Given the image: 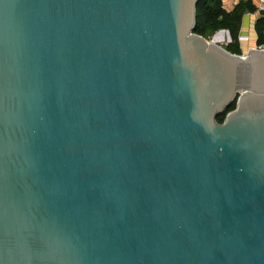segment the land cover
I'll return each mask as SVG.
<instances>
[{
    "label": "water",
    "instance_id": "obj_1",
    "mask_svg": "<svg viewBox=\"0 0 264 264\" xmlns=\"http://www.w3.org/2000/svg\"><path fill=\"white\" fill-rule=\"evenodd\" d=\"M197 2L0 0V264H264V53Z\"/></svg>",
    "mask_w": 264,
    "mask_h": 264
},
{
    "label": "trees",
    "instance_id": "obj_2",
    "mask_svg": "<svg viewBox=\"0 0 264 264\" xmlns=\"http://www.w3.org/2000/svg\"><path fill=\"white\" fill-rule=\"evenodd\" d=\"M245 9L252 11V7L244 3H238L230 12L222 8L221 0H198L196 4L195 24L192 32L207 39V37L218 30L228 31L230 42L225 49L234 54H240L238 46V31L241 17ZM254 31L257 36V43L264 42V13L254 21ZM235 101L216 118L222 122L225 114L234 109Z\"/></svg>",
    "mask_w": 264,
    "mask_h": 264
},
{
    "label": "crops",
    "instance_id": "obj_3",
    "mask_svg": "<svg viewBox=\"0 0 264 264\" xmlns=\"http://www.w3.org/2000/svg\"><path fill=\"white\" fill-rule=\"evenodd\" d=\"M254 2L255 0H225L224 4L222 5V8L226 12H230L238 3H244L245 5L252 7V11L245 9L241 17L238 31V37H244L243 39L238 40V46L241 49V52L247 51L257 43V36L255 34L253 25L258 16L253 11ZM221 31L224 33L226 32L229 37L228 31Z\"/></svg>",
    "mask_w": 264,
    "mask_h": 264
},
{
    "label": "built area",
    "instance_id": "obj_4",
    "mask_svg": "<svg viewBox=\"0 0 264 264\" xmlns=\"http://www.w3.org/2000/svg\"><path fill=\"white\" fill-rule=\"evenodd\" d=\"M224 1L225 0H221L222 5L224 4ZM253 11H254V13L257 16L262 15L264 13V0H255ZM243 38H244L243 36H240V37H238V40L239 39H243ZM250 49H254L256 51H259V52H263L264 53V42L256 43ZM245 54H246V51L245 52H241L239 55L242 56V57H244Z\"/></svg>",
    "mask_w": 264,
    "mask_h": 264
},
{
    "label": "rangeland",
    "instance_id": "obj_5",
    "mask_svg": "<svg viewBox=\"0 0 264 264\" xmlns=\"http://www.w3.org/2000/svg\"><path fill=\"white\" fill-rule=\"evenodd\" d=\"M222 32L221 30L216 31L215 33L207 37L208 40H213L216 44L225 49L227 43H229L230 38L227 33Z\"/></svg>",
    "mask_w": 264,
    "mask_h": 264
}]
</instances>
